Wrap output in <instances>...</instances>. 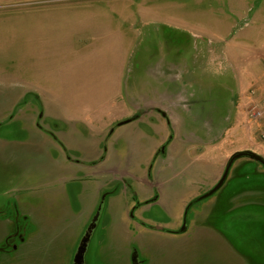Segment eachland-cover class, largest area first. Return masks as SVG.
Listing matches in <instances>:
<instances>
[{"label": "rangeland", "instance_id": "obj_1", "mask_svg": "<svg viewBox=\"0 0 264 264\" xmlns=\"http://www.w3.org/2000/svg\"><path fill=\"white\" fill-rule=\"evenodd\" d=\"M135 1L134 7L130 9L135 13V21L133 46L129 52L128 65L135 67L136 75L146 79L148 68L159 63L172 65L173 69L170 70L181 72L183 82L165 85L168 90H176L177 94L184 95V100L188 102L186 107L188 110L191 108L190 113L195 112L199 101L200 106L196 111L224 113L221 118L214 117L213 122L215 142L220 143L224 155L247 150L260 154L259 156L264 159V141L260 137L264 134V119L252 120L248 117L250 111H257L259 105L264 103V0ZM141 1L144 3H140ZM13 11L14 5L0 6V12H4L5 15ZM138 11L141 16H137ZM9 17L11 20L7 17L0 21V140L9 143L29 142L27 146L23 145L20 148L16 147L17 143L8 145L6 151L8 162L10 151L17 149L15 164L1 166L5 161L0 163V207L5 208L6 212L5 220L2 219L0 223V247H2L0 264H66L63 249L56 251L53 248L59 244L63 247L66 243V239L60 240L55 236L56 229H42L38 240L44 244V247L39 251L38 244L32 245L30 242L21 245L24 236L21 240L16 237L18 235L16 226L22 223L13 219L10 221V216L16 212L14 206L17 209L30 208L31 205L44 201L46 190L49 189L48 156L52 152L47 145L41 144L35 149L36 144H32V142H42L44 137L50 135L45 131L47 128L44 127L39 115L35 116V123L43 128L46 135L41 133L37 137V134L33 135L26 127L30 125L26 122V118H31L32 113L43 112L37 94L28 95L22 101L13 98L16 90L21 87L20 83L23 81L21 77L25 76L15 67V27L13 16ZM158 85L148 86L153 88ZM134 86L135 92H138L146 85ZM39 87H44V84L40 83ZM61 102H63L62 110L79 109L78 103L82 104L83 112L88 113L95 109V118L106 117L108 113L111 115L116 111L117 106L123 104L122 99L116 104L90 100V98ZM105 110L107 113L103 114ZM22 113L26 115L24 120L16 118ZM142 114L146 116L148 124L155 122L160 127H164L166 123L160 115L157 118L154 111L150 113L142 111ZM193 121L199 126L202 123L208 124L207 126L212 123L211 119L205 121L201 117L196 120L188 119L185 125L192 130L198 126L193 124ZM48 124L52 129L58 128L47 120L46 125ZM141 127L148 131L146 125ZM201 132L196 134L199 135L198 140L201 143H209L213 140L210 139L212 132ZM121 146L119 143L116 147L122 150ZM140 158L148 162L146 164L136 162L134 165L139 168L133 165L134 171H140L142 167L141 170L150 175L155 173L162 161V156L155 159V151L153 152L152 148L148 149L147 155ZM186 175L172 170L167 175L171 178L169 183L179 184L176 194L171 197L172 212H164L159 206H151L141 212L133 213L135 206L131 204L129 217L131 218V213L135 219L141 217L146 220L149 230L140 229L139 232L137 227L134 228L135 225L131 227L129 224L131 233L128 243L119 229L117 256L114 263L132 264L129 257L133 251L129 254V250L134 246L140 256V264H264V169L259 164L246 159H238L229 169L228 177L220 189L226 190L230 196L233 191L242 194L240 207L228 201L225 205H214L216 195L221 193L219 190L212 196L195 202L198 197L191 196L197 190V185H190ZM154 186L152 189L147 185L144 189H138L137 185L132 184V192L142 190L143 197L136 195V200L139 198L143 200L149 198L151 192L157 193L159 186ZM20 187L21 189H17ZM35 188L42 189L40 190L42 192L33 195L30 190ZM68 188L71 193L75 189H80L76 182L68 184ZM123 191H125L123 186L107 187L102 194L103 203L105 204V195L114 193L115 200L119 202ZM251 191H256L258 196L251 195ZM167 200H170V197ZM182 200L186 201L181 208ZM245 202L248 204H243ZM82 203L83 200L77 201L75 206ZM72 204L74 206V203ZM118 208L119 206H116L115 210ZM121 217L120 212L117 211L112 217L111 224L119 226L121 222L124 223ZM102 219L103 217L98 223V228L94 230L91 247L85 256L88 264H103L104 256L108 254L106 250L109 251L106 249L104 231L100 230L103 226ZM179 221L180 224L177 226L176 222ZM159 223L168 225L166 232L178 231L182 223H185L189 228V236L182 238L164 236V233L154 230ZM24 225L26 227L27 223ZM88 225L83 231L79 228V234L81 231L83 233L75 242L76 245L74 240L70 242L74 245L72 251L75 247L71 262ZM9 236L11 237L8 239ZM49 240L53 242L47 246ZM96 240H100V244Z\"/></svg>", "mask_w": 264, "mask_h": 264}, {"label": "crops", "instance_id": "obj_2", "mask_svg": "<svg viewBox=\"0 0 264 264\" xmlns=\"http://www.w3.org/2000/svg\"><path fill=\"white\" fill-rule=\"evenodd\" d=\"M135 2V0H0L1 7L14 5L13 13L5 15L4 12H0V21L7 17L11 20L9 16H13L15 67L25 76L21 77L23 79L21 87L16 90L13 98L22 101L28 95L37 94L43 110L42 113H32L29 119L23 113L16 118L23 120L26 118V122L30 124L26 127L33 135L37 134V137L47 131L49 137L46 136L44 141L32 144H36L35 149L41 144L47 145L52 152L48 156L49 189L46 190L44 201L33 204L30 208L17 209L14 206L16 212L10 216V221L13 219L27 223L29 230L25 233L21 245L30 242L32 245L38 244L39 251L44 247L38 240L42 229H56L55 236L60 240L66 239V243L63 247L59 244L53 248L56 251L63 249L66 264H71L75 249L74 247L72 251L74 245L70 242L74 240L75 243L83 229L90 223L107 187L117 185L125 188L121 194V202L115 200L113 196L115 193L105 195L103 211L95 227L98 228V223L103 217L101 221L103 226L100 230L104 231L106 249H109L106 250L108 254L104 256L103 264H115L118 230H121V235L129 243L131 227L135 225L134 228L137 227L138 231L148 229L146 220L141 217L137 219L129 217L131 204L135 206L133 213L151 206H159L164 212H172L171 197L176 194L179 184L169 183L171 178L167 175L171 170L187 174L188 183L197 185V190L191 197H199L220 179L230 155H224L220 143L215 142V137L209 143H201L196 135L198 132L185 125L190 119V112L187 114L185 107L180 104L182 98L180 93L177 94L176 90H168L166 87L167 84L182 83L181 72L170 70L173 67L168 63H159L148 68V71H145L146 79H142V76L136 75L135 67L128 65L135 21V13L130 9L134 7ZM139 11L137 16H141ZM40 83L44 84V87L40 88ZM135 84L146 86L135 92ZM150 84L163 85L151 88L148 86ZM76 98L102 100L112 104L122 99L123 104L117 106L111 115L108 113L106 117L100 118L94 117L95 109L92 112H83L81 103H78L79 109L62 110L61 101ZM64 107H67L66 102ZM106 109L108 110V107ZM107 110L103 111V114L107 113ZM142 111L156 112L157 118L160 115L167 124L165 123L164 127L155 122L148 124ZM36 115L42 118L43 125L47 128L45 131L35 123ZM133 117L135 119L129 121ZM47 120L58 128L52 129L49 124L46 125ZM121 122L124 123L118 125ZM141 125H146L148 131ZM212 129L213 127L210 131L207 130L208 133ZM28 142H16V147L27 146ZM16 143L0 140V163L5 161L1 166L15 164L17 149L10 151L9 162L6 151L8 145ZM119 143L122 150L116 147ZM149 148L155 151V156L162 149L159 156H162V161L155 173L145 174L144 170H141L143 169L141 165L140 171H134L133 165L136 162L140 164L148 162L140 157L147 155ZM72 182H76L80 187L73 193L68 188V184ZM132 184L137 185L138 189H144L146 185L150 189L154 188V185L159 188L157 193L151 192L149 198L136 200V195L143 197L144 193L142 190L132 192ZM164 188L166 189L162 191ZM40 190L42 189L35 188L30 191L33 195H39V192H42ZM221 190L219 189L221 193L215 197L214 205H225L228 201L237 207L242 206V194L233 191L230 196L226 190ZM250 193L258 196L256 191ZM168 197L170 200H167ZM82 200V204L75 206L77 201ZM185 201L182 200L181 208L184 207ZM255 205L257 207V202ZM116 206H119L117 210ZM117 211L120 212L124 223L113 226L112 217ZM4 212L5 208L0 207V223L2 219L5 220ZM179 224L180 221L176 222L177 226ZM167 226L163 223L156 225L164 229L158 231L164 233V236L170 238L189 236L188 227L184 233H177L176 230L166 232ZM79 228L82 229L80 234ZM94 230L86 253L91 247ZM96 241L100 244V240ZM48 242L47 246H50L53 241ZM131 251L136 252L134 246L130 248L129 254ZM86 253L84 264H88L85 259ZM137 256L140 261V256L138 254Z\"/></svg>", "mask_w": 264, "mask_h": 264}, {"label": "water", "instance_id": "obj_3", "mask_svg": "<svg viewBox=\"0 0 264 264\" xmlns=\"http://www.w3.org/2000/svg\"><path fill=\"white\" fill-rule=\"evenodd\" d=\"M182 98L185 99L184 95H182ZM199 102H197L198 103V105L196 107L197 109L200 106ZM189 112H190V110H189ZM191 114L192 113H190V115H189V116H191L190 117L191 119L195 118V120H196L198 117H201V118H204L205 121L210 120V119L212 120V123H209L210 124L209 126H207L208 124L206 125V123L205 124L202 123V125L199 126L195 121H193V124L198 125V126H196V129H194L195 131L198 132L197 134H199L204 129H205V131H207V130L210 131L211 127H213L212 131L214 132L215 131L214 126H213L214 117L220 116L219 118H221V116L224 115V113L223 114H216V113L214 114L210 111H207L205 113L204 112L201 113V112L197 111V113L194 112L192 115ZM134 119H135V117H133L129 121H132ZM129 121H127V122H129ZM123 123L124 122L118 123V125H122ZM213 132L211 133L210 139H213L215 137V134H214L215 132L214 133ZM201 134L203 135V132H201ZM197 136L199 137V135H197ZM238 159H248L250 161H253V162L259 164L264 169V159L261 156L255 154L251 151H247V150L234 152L228 158V160L225 164L223 173H222L220 179L217 181V183L207 193L198 197L195 202L201 201V200L206 199V198L212 196L213 194H215L224 184L226 178L228 177L227 175H228L229 169L232 167L233 163L235 161H237ZM191 204L192 203H190L189 206H191ZM102 208H103V200L99 203V206H98L96 212L94 213L85 233L83 234L82 238L80 239V241L78 243L76 252H75L74 257H73L72 264H84V255H85L87 247H88L89 239L92 235L93 230L95 229V227L97 225V222H98V219L100 217ZM156 230H161V229L158 227V228H156ZM185 230H186V224L184 223V225L181 227V229L177 233H183V232H185ZM131 263L132 264H140V261L138 260V256H137L136 252H133V254L131 256Z\"/></svg>", "mask_w": 264, "mask_h": 264}, {"label": "flooded vegetation", "instance_id": "obj_4", "mask_svg": "<svg viewBox=\"0 0 264 264\" xmlns=\"http://www.w3.org/2000/svg\"><path fill=\"white\" fill-rule=\"evenodd\" d=\"M181 96L183 95L182 93L180 94ZM180 104H182V106L183 107H185L184 108V110H186L187 111V114H189V110H188V108L186 107L187 106V104H188V102L186 103V101L183 99V98H181V102H180ZM190 109V108H189ZM191 116H189V118H190ZM191 119V118H190ZM161 151H162V149H160L159 150V152L156 154V158L157 157H159L162 153H161ZM246 160H248V159H246ZM204 195V194H203ZM104 201V198L103 197H101V200H100V202L101 201ZM98 208V207H97ZM130 215H131V218L133 217L132 216V214L130 213ZM134 218V217H133ZM25 223H22V224H18L17 226H16V231L18 232V235H16V237H18L19 238V240H21L22 239V237L25 235V233L28 231L27 230V225H26V227H25V225H24ZM184 225V223H182V226ZM186 227H187V225H186ZM156 228H158V227H155L154 228V230H156ZM159 228H161V227H159ZM162 230V229H161ZM161 230H156V231H161ZM179 231V230H178ZM178 231H176V232H178ZM167 232H169V231H167ZM184 233V232H183ZM11 236H9L8 237V239L10 238ZM23 240V239H22ZM21 240V241H22ZM0 250H2V247H0ZM73 261V260H72ZM71 264H72V262H71Z\"/></svg>", "mask_w": 264, "mask_h": 264}, {"label": "built area", "instance_id": "obj_5", "mask_svg": "<svg viewBox=\"0 0 264 264\" xmlns=\"http://www.w3.org/2000/svg\"><path fill=\"white\" fill-rule=\"evenodd\" d=\"M249 119L252 120H257V119H264V103L259 105V108L257 109V111H250L248 114ZM261 139H263L264 141V134L260 135Z\"/></svg>", "mask_w": 264, "mask_h": 264}]
</instances>
